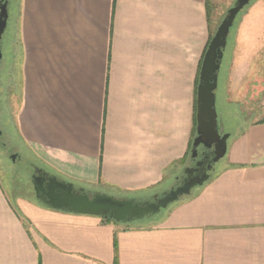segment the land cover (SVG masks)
<instances>
[{
    "label": "crops",
    "instance_id": "obj_1",
    "mask_svg": "<svg viewBox=\"0 0 264 264\" xmlns=\"http://www.w3.org/2000/svg\"><path fill=\"white\" fill-rule=\"evenodd\" d=\"M235 1L18 0V137L78 188L169 191L190 161L213 6ZM262 20L259 0L238 47L264 45ZM260 105L225 167L151 225L13 199L0 180V264H264V96Z\"/></svg>",
    "mask_w": 264,
    "mask_h": 264
},
{
    "label": "rangeland",
    "instance_id": "obj_2",
    "mask_svg": "<svg viewBox=\"0 0 264 264\" xmlns=\"http://www.w3.org/2000/svg\"><path fill=\"white\" fill-rule=\"evenodd\" d=\"M261 1L264 3V0ZM17 2L18 0H7V24L0 40V180L13 199L16 197L33 198L31 181L33 166L43 170H51L42 161L34 158L27 146L18 137L14 124V115L19 108L21 96V56L18 44L14 40L16 33L14 36L15 27L13 25V16L17 12ZM257 2L259 0H250L236 15L227 36L226 47L218 71L215 109L218 122L222 124L224 133L229 135L227 149L231 141L246 129L248 123L256 118V113H258L264 96V45L247 48L237 46L240 20ZM226 8V6L218 4L213 6V13L210 17L211 38L226 15ZM261 25V33L264 35V20H262ZM226 164L227 157L225 155L214 165L210 176L221 170ZM50 172L52 173V171ZM77 184L74 183V186L80 187ZM196 188L194 187L190 193L195 192ZM86 192L100 193L118 199L126 197L125 194L118 191L101 190V192H93L86 188ZM175 202L160 210L158 216L171 208ZM146 220L147 218L142 219L137 226L153 224L150 220ZM127 224L133 226L132 222H127Z\"/></svg>",
    "mask_w": 264,
    "mask_h": 264
},
{
    "label": "water",
    "instance_id": "obj_3",
    "mask_svg": "<svg viewBox=\"0 0 264 264\" xmlns=\"http://www.w3.org/2000/svg\"><path fill=\"white\" fill-rule=\"evenodd\" d=\"M249 2L250 0H236L227 10L202 57L196 89L195 136L190 154L191 158H195L199 146L212 150L210 163L201 173L190 177V173L199 170L202 162L196 164L198 168H186L184 173L187 177L181 184L164 192L159 198L154 195L155 202L144 201L145 198L137 201L133 198L118 199L100 193L90 195L83 188L75 189L72 183L59 181L55 176L45 177L41 174L32 177L35 195L43 197L44 204L54 210L97 216L115 223H127L157 214L170 203L188 196L194 187L202 186L210 177L207 171H210L227 151L229 135L224 133L222 124L218 123L215 90L229 30L236 15ZM7 18V0H0V40L6 28Z\"/></svg>",
    "mask_w": 264,
    "mask_h": 264
},
{
    "label": "flooded vegetation",
    "instance_id": "obj_4",
    "mask_svg": "<svg viewBox=\"0 0 264 264\" xmlns=\"http://www.w3.org/2000/svg\"><path fill=\"white\" fill-rule=\"evenodd\" d=\"M1 60V59H0ZM219 123V122H218ZM212 150L211 149H207V148H204L202 146H199L197 148V155L195 158H191L190 156V161H189V164L186 168H198L197 167V163L198 162H202L203 164L199 167V170L197 172H192L190 173V177H192L193 175H196V174H199L202 172V170L210 163V160H211V157H212ZM215 165V164H214ZM214 165H213V168H214ZM185 168V169H186ZM213 168L210 170V171H207V173L209 174V176L211 175V171L213 170ZM38 174H41V175H44L45 177H48V176H52V174H50L48 171L46 170H43L42 168H38V167H35L33 166V169H32V173H31V181H32V177L33 176H37ZM56 177V176H55ZM187 177V175L184 173L182 174L176 181V183L174 184V186L172 188H176L178 185L181 184V182ZM57 178V177H56ZM59 181H62L60 180L59 178H57ZM66 182V181H64ZM75 189H79L78 187H75ZM86 192V190H84ZM34 192V191H33ZM88 194L91 195V193L89 192H86ZM34 194V197L37 201L41 202L44 204L43 200L44 198L43 197H40V196H36L35 193ZM162 194L160 195H157V198L161 197ZM144 201H148V202H155V199L154 197H151L149 199H144Z\"/></svg>",
    "mask_w": 264,
    "mask_h": 264
},
{
    "label": "trees",
    "instance_id": "obj_5",
    "mask_svg": "<svg viewBox=\"0 0 264 264\" xmlns=\"http://www.w3.org/2000/svg\"><path fill=\"white\" fill-rule=\"evenodd\" d=\"M210 39H211V36H210ZM209 39V40H210ZM208 45V44H207ZM207 45H206V48H207ZM206 48H205V50H206ZM204 50V51H205ZM201 61H202V59H201ZM201 61H200V63H199V66H198V72H199V68H200V64H201ZM194 134H195V128H194V130H193V137H194ZM193 139V138H192ZM191 145H192V140H191V142H190V146H189V156H190V154H191ZM138 199H135V201H137ZM158 214L159 213H157V214H154V215H149V216H146V217H144V218H147V220L146 221H148V220H150V222H152V223H155L159 218H160V216L161 215H159L158 216ZM143 218V219H144ZM106 222H113V221H111V220H109V219H106V218H103ZM141 220L142 219H139V220H136V221H133L132 222V224H133V226H137V225H139V223H141ZM115 223V222H114ZM149 224V223H148ZM127 226H132V225H128V224H126ZM132 226V227H133ZM141 226V225H140ZM144 226V225H143ZM115 245V244H114Z\"/></svg>",
    "mask_w": 264,
    "mask_h": 264
}]
</instances>
